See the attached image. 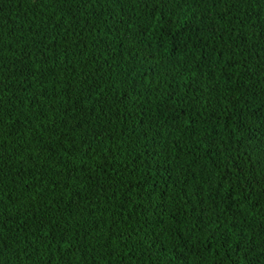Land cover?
<instances>
[{
	"label": "trees",
	"instance_id": "1",
	"mask_svg": "<svg viewBox=\"0 0 264 264\" xmlns=\"http://www.w3.org/2000/svg\"><path fill=\"white\" fill-rule=\"evenodd\" d=\"M0 264H264V0H0Z\"/></svg>",
	"mask_w": 264,
	"mask_h": 264
}]
</instances>
